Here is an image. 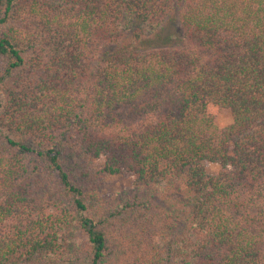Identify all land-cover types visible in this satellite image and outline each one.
<instances>
[{
    "label": "trees",
    "instance_id": "obj_1",
    "mask_svg": "<svg viewBox=\"0 0 264 264\" xmlns=\"http://www.w3.org/2000/svg\"><path fill=\"white\" fill-rule=\"evenodd\" d=\"M0 264H264V0H0Z\"/></svg>",
    "mask_w": 264,
    "mask_h": 264
},
{
    "label": "rangeland",
    "instance_id": "obj_2",
    "mask_svg": "<svg viewBox=\"0 0 264 264\" xmlns=\"http://www.w3.org/2000/svg\"><path fill=\"white\" fill-rule=\"evenodd\" d=\"M162 36H168L169 41L172 44H176L182 40V33L180 30V25L176 15L170 17V21L167 22V25L163 29ZM232 121V117L229 111H221L217 117V126L222 129L229 125ZM103 161V160H101ZM207 172L213 174L219 170V167L215 164H206ZM133 187V175L130 172H121L114 174L102 186L101 193L103 195H111L124 191H129Z\"/></svg>",
    "mask_w": 264,
    "mask_h": 264
},
{
    "label": "clouds",
    "instance_id": "obj_3",
    "mask_svg": "<svg viewBox=\"0 0 264 264\" xmlns=\"http://www.w3.org/2000/svg\"><path fill=\"white\" fill-rule=\"evenodd\" d=\"M216 113H217V109L211 103H209L208 114L209 115H216Z\"/></svg>",
    "mask_w": 264,
    "mask_h": 264
}]
</instances>
